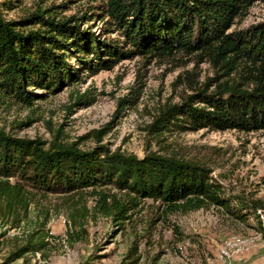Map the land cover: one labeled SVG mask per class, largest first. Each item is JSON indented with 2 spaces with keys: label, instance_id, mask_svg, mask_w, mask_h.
<instances>
[{
  "label": "trees",
  "instance_id": "1",
  "mask_svg": "<svg viewBox=\"0 0 264 264\" xmlns=\"http://www.w3.org/2000/svg\"><path fill=\"white\" fill-rule=\"evenodd\" d=\"M9 1L0 2L9 5ZM251 0H105L102 11L120 38L100 39L80 28V19L58 18L40 8L8 20L0 7V92L30 104L35 87L54 92L75 78L71 59L91 73L111 69L122 57L172 55L206 56L229 79H215L210 92L199 91L179 104L166 105L151 127L161 131L264 128V22L244 31L227 32ZM218 77V75H217ZM200 102L202 106H195ZM204 165L175 155L150 151L143 157L110 152L102 146L82 150L75 143L19 138L0 129V238L19 231L6 243L0 264L22 259L30 264L37 253L46 258L51 217L48 203L59 200L69 228L66 242L83 239L80 218L87 214L85 197L95 196L97 210L122 222L127 206L152 199L165 207L197 210L209 205L231 208L219 184ZM110 189L121 192V197ZM264 208L255 204L254 211ZM35 210V211H34ZM35 212V218L32 216ZM264 215V213H263ZM34 219L32 228L27 224ZM259 229L264 226L257 216ZM79 226V229L76 227ZM1 243V242H0ZM135 245L120 264H138Z\"/></svg>",
  "mask_w": 264,
  "mask_h": 264
},
{
  "label": "rangeland",
  "instance_id": "2",
  "mask_svg": "<svg viewBox=\"0 0 264 264\" xmlns=\"http://www.w3.org/2000/svg\"><path fill=\"white\" fill-rule=\"evenodd\" d=\"M7 1L9 5L0 7L8 20L40 8L58 18H79L80 28L100 39H122L114 29L108 30L102 11L105 0ZM262 22L264 0H251L227 32ZM70 62L75 78L54 92L28 87L37 94L30 104L0 92V129L45 146L57 140L82 150L102 146L138 157L156 151L197 162L211 170L231 208L245 215L238 219L218 205L185 211L143 199L128 205V217L120 222L98 211L97 198L88 193L82 201L87 214L80 218L83 239L70 245L65 240L66 212L54 199L47 204L52 211L46 228L55 238L48 239L47 257L36 254L30 264H120L132 245L140 255L138 264H264V231L257 219L259 215L264 226V208L253 209L257 203L264 207V128L171 130L156 135L157 128L151 127L166 105L179 104L199 91L210 92L216 78L229 79L235 73L220 77L219 65L199 52L122 57L111 69L96 73L75 59ZM109 191L121 197L116 189ZM34 222L32 218L27 227ZM21 230H9L0 238V261L9 248L6 241Z\"/></svg>",
  "mask_w": 264,
  "mask_h": 264
},
{
  "label": "crops",
  "instance_id": "3",
  "mask_svg": "<svg viewBox=\"0 0 264 264\" xmlns=\"http://www.w3.org/2000/svg\"><path fill=\"white\" fill-rule=\"evenodd\" d=\"M10 264H24L22 259H17Z\"/></svg>",
  "mask_w": 264,
  "mask_h": 264
},
{
  "label": "built area",
  "instance_id": "4",
  "mask_svg": "<svg viewBox=\"0 0 264 264\" xmlns=\"http://www.w3.org/2000/svg\"><path fill=\"white\" fill-rule=\"evenodd\" d=\"M240 251V249H235V252H239ZM39 254L37 253V256H38Z\"/></svg>",
  "mask_w": 264,
  "mask_h": 264
}]
</instances>
